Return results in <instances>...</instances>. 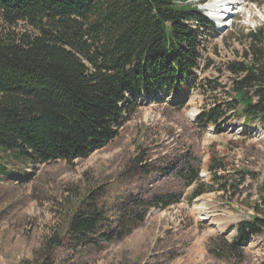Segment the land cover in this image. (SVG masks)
Wrapping results in <instances>:
<instances>
[{
  "label": "trees",
  "instance_id": "trees-1",
  "mask_svg": "<svg viewBox=\"0 0 264 264\" xmlns=\"http://www.w3.org/2000/svg\"><path fill=\"white\" fill-rule=\"evenodd\" d=\"M196 7L187 0H0V19L8 27L0 35V151L28 158L35 166L71 165L109 145L145 92L182 99L197 80L209 40L199 42L200 28L206 33L212 28ZM20 23L25 31L14 29ZM240 43L244 49L238 59L225 65L232 76L231 101L215 99L204 108L196 118L204 129L220 131L234 117L244 118L245 127L264 129V26L244 34ZM178 102L185 106L184 100ZM227 167L211 159L207 183L190 165L179 177L195 185L193 201L228 190L226 177L218 175ZM235 174L244 182L258 179L245 169ZM180 198L166 194L133 200L118 215L122 230L112 236L99 234L107 219L93 198L81 199L68 214V233L81 244L94 237L117 242L142 224L150 209L170 208ZM259 198L255 214L238 225L236 240L212 239L210 252L228 260L244 257L247 236L264 233V197ZM61 244L58 238L50 241L49 257Z\"/></svg>",
  "mask_w": 264,
  "mask_h": 264
},
{
  "label": "rangeland",
  "instance_id": "rangeland-1",
  "mask_svg": "<svg viewBox=\"0 0 264 264\" xmlns=\"http://www.w3.org/2000/svg\"><path fill=\"white\" fill-rule=\"evenodd\" d=\"M214 1L187 0L206 19ZM234 13L223 29L210 18L207 33L215 35L200 28L199 42L209 40L192 89L182 99L145 92L129 108L118 136L103 149L71 165L58 161L36 166L0 151V264H264V233L247 236L242 259L210 252L212 239L236 240L238 225L255 214L259 197H264V129L245 127L239 117L220 131L196 123L215 99L231 101L232 76L225 65L242 53L243 35L264 26V0H243ZM7 28L0 19V35ZM14 29L25 31L27 26L20 23ZM178 99L185 101L184 107ZM214 158L228 165L218 175L238 190L216 189L192 201L195 185L180 179L182 168L190 165L207 183ZM243 169L258 179L244 182L235 174ZM166 194H180V202L150 209L145 221L120 241L94 237L81 244L68 233V214L78 200L93 198L107 219L98 232L112 236L122 230L118 215L133 200ZM54 238L62 244L49 257L46 246Z\"/></svg>",
  "mask_w": 264,
  "mask_h": 264
},
{
  "label": "bare ground",
  "instance_id": "bare-ground-1",
  "mask_svg": "<svg viewBox=\"0 0 264 264\" xmlns=\"http://www.w3.org/2000/svg\"><path fill=\"white\" fill-rule=\"evenodd\" d=\"M242 3L243 0H215L209 5L210 14H208L213 18L214 22L218 23L220 28H223L226 26V21L231 17L230 15L233 14L232 10H238ZM204 11V13L208 12Z\"/></svg>",
  "mask_w": 264,
  "mask_h": 264
}]
</instances>
